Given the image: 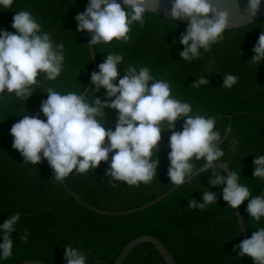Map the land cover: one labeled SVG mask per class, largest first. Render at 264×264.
I'll return each instance as SVG.
<instances>
[{
    "label": "trees",
    "instance_id": "trees-1",
    "mask_svg": "<svg viewBox=\"0 0 264 264\" xmlns=\"http://www.w3.org/2000/svg\"><path fill=\"white\" fill-rule=\"evenodd\" d=\"M88 2L14 0L10 9L0 7V29L14 33L16 30L11 25L15 12L26 10L34 15L43 31L51 34L55 43L64 44L65 50L64 70L55 81L42 80L27 101L16 98L14 93H5L7 99L0 101V225L17 212L21 217L11 237L13 254L9 259H0V264H17L27 259L67 264L64 258L67 245L85 252L86 264H111L120 249L141 234L159 238L177 264H252L249 256L239 257V249L233 250L243 240L234 209L222 198L226 185L211 187L208 183L211 170L199 173L191 182L184 183L148 208L124 215H100L64 193L61 182L51 179L54 170L46 159L42 157V162L35 168L30 163L24 164L19 150L12 147L14 137L10 129L24 115L40 113L39 118L46 122L40 107L48 98V88L61 94H80L86 85L91 72L89 33L77 30L75 17L86 10ZM145 20L143 28L138 24L132 26L129 43L113 40L111 44L93 47L97 72L107 54H122L124 60L118 66V79L124 76L129 65L137 68L146 65L154 79L170 82L173 97L191 104L192 115L217 117L215 131L224 134L230 123L231 134L220 143L225 153L220 161L227 162L229 169L239 174V183L247 186L253 196L264 193V179L253 178V160L264 155V62L259 65L251 62L253 48L259 35L264 33V16L243 30L225 34L210 52L191 63L179 56L184 48L179 37L186 27L148 14H145ZM210 63L212 72L208 68ZM225 74L239 77L230 90L222 86ZM43 75L41 73L38 79ZM201 76L209 79V85L192 87ZM87 94L90 100L95 96L104 99L106 89L101 88L95 93L92 84ZM105 112V129L114 131L117 110L109 108ZM227 114L232 115L231 120ZM184 122L185 118L179 119L175 131H182ZM171 134V131L162 132L159 144H169ZM233 138L239 140L235 152L229 147ZM158 148L159 166L156 178L150 184L141 183L136 187L116 182L119 186L112 187L108 183L111 177L105 173L114 153H109V161H102L93 172L77 175L74 171L65 182L81 199L97 208L123 210L137 207L172 186L168 176L171 149ZM196 164L202 165L203 159ZM221 175H225L224 172ZM206 190L216 194L217 203L205 210L188 209L190 199L203 202V191ZM248 202L245 200L239 207L248 238H251L254 231L264 227V217L259 223L251 219L246 211ZM25 230L30 232L27 243L20 239ZM122 264L165 262L150 243H142L132 249Z\"/></svg>",
    "mask_w": 264,
    "mask_h": 264
},
{
    "label": "clouds",
    "instance_id": "clouds-1",
    "mask_svg": "<svg viewBox=\"0 0 264 264\" xmlns=\"http://www.w3.org/2000/svg\"><path fill=\"white\" fill-rule=\"evenodd\" d=\"M154 2L158 7L159 0ZM13 3L14 0H0V7L7 10ZM146 3L147 0H122V4L117 0H89L86 10L75 17L77 30L91 35L89 47L108 45L113 40L129 43L132 26L138 24L143 28L145 25V14L149 11ZM260 5L261 0H249L247 15L255 17ZM170 16L175 22L189 20L186 31L179 37V43L184 46L179 56L189 63L210 52L229 29V11L214 6L210 0H172ZM11 26L16 30L14 33L0 29V101L7 99L5 93H14L16 98L27 101L42 80L55 81L60 77L65 62L64 44L55 43L29 11L15 12ZM253 52V64L264 62V33L259 35ZM123 60L122 54L109 53L99 64V72L91 73L95 93L106 89L104 99L95 96L90 100L88 94H61L48 88V98L40 107L46 122L37 113L24 115L13 124L10 129L14 137L12 147L19 150L24 164L30 163L36 168L43 157L54 170L51 179L60 183L74 171L77 175L93 172L102 161H109V153H114L105 173L111 177L108 183L114 188L119 186L116 182L139 187L156 178L161 134L171 131L168 153L171 185L179 187L191 182L198 169L204 173L211 170L209 185H226L222 198L234 210L248 200L246 211L259 223L264 217V193L253 196L247 186L239 183V174L230 170L227 162L220 166L214 163L225 155L220 142L224 135L231 134V127L226 126L222 134L214 130L217 117L192 115L191 104L173 97L170 82L154 79L146 65L139 68L129 65L124 76L118 79V66ZM208 68L213 71L211 63ZM41 73L44 75L38 79ZM238 80L237 75L225 74L222 86L230 90ZM202 85H209V79L201 76L191 86L199 88ZM109 108L117 110L114 131L104 126L105 109ZM181 118H185L183 130L175 131L176 122ZM238 144L239 140L233 138L230 150L235 152ZM202 159L203 164L198 166L196 161ZM253 165V178L264 179V155L256 156ZM224 170H228L227 174L221 175ZM213 203H217L216 194L206 190L203 202L190 199L188 209L205 210ZM20 219L17 212L0 225V259L12 256L14 242L11 237ZM29 235L25 230L21 241L27 243ZM236 249H239V257L247 255L253 258L254 264H264V227L234 246L233 250ZM64 258L67 264H86L87 255L67 245Z\"/></svg>",
    "mask_w": 264,
    "mask_h": 264
},
{
    "label": "water",
    "instance_id": "water-1",
    "mask_svg": "<svg viewBox=\"0 0 264 264\" xmlns=\"http://www.w3.org/2000/svg\"><path fill=\"white\" fill-rule=\"evenodd\" d=\"M117 2L122 4V0H117ZM210 2L213 3L214 6L220 8V9H226L229 11V14H230L229 29L226 30L224 35L228 34V33L236 32L239 30H243L244 28H246L247 26L252 24L254 21H257L264 16V0H261L259 12L253 18L249 17L246 13V9L248 7L249 0H210ZM145 7L149 10L148 12H146V14L151 15V16H155L158 18L166 19L169 21H173V20H171V16H170V9L172 7V0H159V6L158 7H157L156 3L154 2V0H147ZM173 22H175V21H173ZM175 23L182 25V26L187 28L189 20L188 19H179ZM90 40H91V35L88 34L87 43ZM88 49H89V54H90V58H91V72H90V76H89V79H88L86 85L84 86V88L82 89V91L80 93V94H84V95L87 93L90 86L92 85L91 73L93 71L97 72V61H96V57L94 54L93 47H89V45H88ZM226 116L229 120H231V118H232L231 114H227ZM227 126H230V123ZM226 137H227V135H224L222 137L220 143H222ZM105 146H107V145H105ZM158 147H170V146H169V144H158ZM214 163L217 166H220L223 162L222 161H216ZM227 171L228 170L223 171L225 175L227 174ZM199 173H201V172L198 169L197 173H195L192 178L197 176ZM61 184L63 186L64 193L71 195L82 206H84L85 208H87L93 212H96L100 215H124V214H130V213L138 212L140 210L148 208L149 206L157 203L158 201L165 198L172 191H174L178 188L177 186L172 185L167 190L158 194L153 199H151V200L147 201L146 203L139 205L137 207H133V208H129V209H123V210H106V209L97 208V207L90 205L87 202H85L83 199H81L79 197V195L75 191L71 190L67 186L65 180L62 181ZM234 215H235V218L237 221V225H238L242 240L247 239L248 235H247V231L245 229V225L243 223V218L241 215L240 207H238L236 210H234ZM142 243H150L154 247V249L160 254V256L164 260L165 264H177L174 257L169 252V250L164 245V243L159 238H157L156 236H154L152 234H141V235L136 236L133 239L129 240L120 249L118 255L115 257L114 261L111 264H122L123 261L125 260V258L128 256V254L132 251V249L135 248L137 245L142 244ZM249 258L251 260V263L254 264L253 258H251V257H249ZM17 264H47V263H45L44 261L39 260V259H27V260H24V261L19 262Z\"/></svg>",
    "mask_w": 264,
    "mask_h": 264
}]
</instances>
